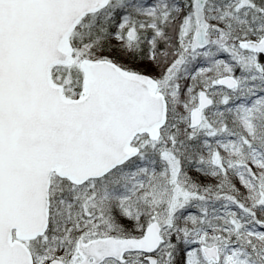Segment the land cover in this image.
I'll list each match as a JSON object with an SVG mask.
<instances>
[{
    "label": "snow or ice",
    "instance_id": "obj_1",
    "mask_svg": "<svg viewBox=\"0 0 264 264\" xmlns=\"http://www.w3.org/2000/svg\"><path fill=\"white\" fill-rule=\"evenodd\" d=\"M0 264H264V0H0Z\"/></svg>",
    "mask_w": 264,
    "mask_h": 264
}]
</instances>
